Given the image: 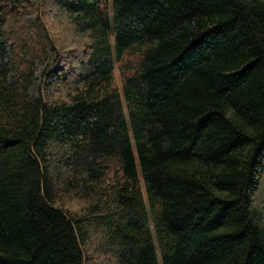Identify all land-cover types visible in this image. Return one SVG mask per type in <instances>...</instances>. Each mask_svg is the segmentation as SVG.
Segmentation results:
<instances>
[{
    "label": "trees",
    "instance_id": "obj_1",
    "mask_svg": "<svg viewBox=\"0 0 264 264\" xmlns=\"http://www.w3.org/2000/svg\"><path fill=\"white\" fill-rule=\"evenodd\" d=\"M0 264H264V0H0Z\"/></svg>",
    "mask_w": 264,
    "mask_h": 264
},
{
    "label": "rangeland",
    "instance_id": "obj_2",
    "mask_svg": "<svg viewBox=\"0 0 264 264\" xmlns=\"http://www.w3.org/2000/svg\"><path fill=\"white\" fill-rule=\"evenodd\" d=\"M42 70H43V67H42V66H38V67L35 69V77H37V81H36L35 85H34V86L32 87V89H31V93H32L33 95L36 94V90H37V86H38L39 81H40V78H41ZM146 204L148 205L147 200H146ZM158 257H159V260H160V262H161V254H160L159 250H158Z\"/></svg>",
    "mask_w": 264,
    "mask_h": 264
}]
</instances>
